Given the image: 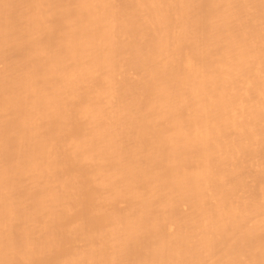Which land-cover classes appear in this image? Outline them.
Listing matches in <instances>:
<instances>
[{
	"label": "bare ground",
	"instance_id": "1",
	"mask_svg": "<svg viewBox=\"0 0 264 264\" xmlns=\"http://www.w3.org/2000/svg\"><path fill=\"white\" fill-rule=\"evenodd\" d=\"M261 0H0V264H259Z\"/></svg>",
	"mask_w": 264,
	"mask_h": 264
},
{
	"label": "snow or ice",
	"instance_id": "2",
	"mask_svg": "<svg viewBox=\"0 0 264 264\" xmlns=\"http://www.w3.org/2000/svg\"><path fill=\"white\" fill-rule=\"evenodd\" d=\"M262 7H264V0H261ZM262 38H264V33H262ZM264 138V137H262ZM262 255H264V249H262ZM28 264H32V262H28ZM95 264V262H93ZM100 264H127V262L124 261H109V262H100ZM176 264H179V262H176ZM217 264H223V262H217ZM231 264H255L253 261H238V262H231ZM259 264H264V259H261L259 261Z\"/></svg>",
	"mask_w": 264,
	"mask_h": 264
}]
</instances>
